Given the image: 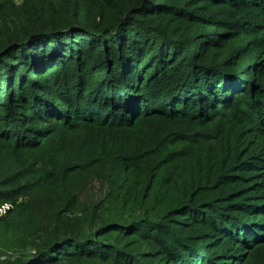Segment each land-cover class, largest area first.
<instances>
[{
    "label": "trees",
    "instance_id": "obj_1",
    "mask_svg": "<svg viewBox=\"0 0 264 264\" xmlns=\"http://www.w3.org/2000/svg\"><path fill=\"white\" fill-rule=\"evenodd\" d=\"M0 264H264V0H0Z\"/></svg>",
    "mask_w": 264,
    "mask_h": 264
}]
</instances>
